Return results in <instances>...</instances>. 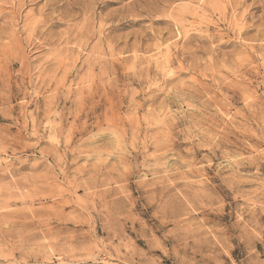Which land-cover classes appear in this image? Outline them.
Segmentation results:
<instances>
[{
  "label": "clouds",
  "instance_id": "clouds-1",
  "mask_svg": "<svg viewBox=\"0 0 264 264\" xmlns=\"http://www.w3.org/2000/svg\"><path fill=\"white\" fill-rule=\"evenodd\" d=\"M0 264H264V0H0Z\"/></svg>",
  "mask_w": 264,
  "mask_h": 264
}]
</instances>
